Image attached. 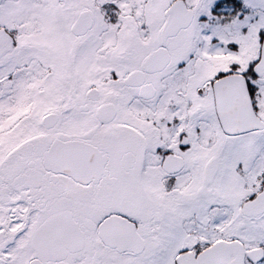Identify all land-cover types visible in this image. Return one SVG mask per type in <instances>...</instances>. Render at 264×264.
Instances as JSON below:
<instances>
[{"label":"snow or ice","instance_id":"obj_1","mask_svg":"<svg viewBox=\"0 0 264 264\" xmlns=\"http://www.w3.org/2000/svg\"><path fill=\"white\" fill-rule=\"evenodd\" d=\"M0 264H264V0H0Z\"/></svg>","mask_w":264,"mask_h":264}]
</instances>
